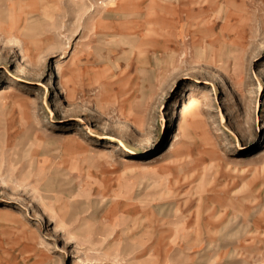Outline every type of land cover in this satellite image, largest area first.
I'll return each instance as SVG.
<instances>
[{"label": "rangeland", "instance_id": "rangeland-1", "mask_svg": "<svg viewBox=\"0 0 264 264\" xmlns=\"http://www.w3.org/2000/svg\"><path fill=\"white\" fill-rule=\"evenodd\" d=\"M33 7L0 27V264H264V0Z\"/></svg>", "mask_w": 264, "mask_h": 264}, {"label": "crops", "instance_id": "crops-1", "mask_svg": "<svg viewBox=\"0 0 264 264\" xmlns=\"http://www.w3.org/2000/svg\"><path fill=\"white\" fill-rule=\"evenodd\" d=\"M5 8L7 10H4ZM33 10H34L33 0H0V22L1 19L4 20V23H0V27H10L11 30L13 28L18 29L19 26L18 19H20L22 16H25L24 20L27 21L30 18L29 13L33 12ZM184 10H188V9H184ZM1 11L6 12L10 20H5L4 15ZM19 14H20V18H19ZM27 26H28V22H24L22 25V27H27Z\"/></svg>", "mask_w": 264, "mask_h": 264}, {"label": "bare ground", "instance_id": "bare-ground-1", "mask_svg": "<svg viewBox=\"0 0 264 264\" xmlns=\"http://www.w3.org/2000/svg\"><path fill=\"white\" fill-rule=\"evenodd\" d=\"M58 84H59V81H58ZM9 87L10 86H6V87H2V88H0V97H3L8 91H9ZM59 87L58 86H56V90L58 89ZM10 92V91H9ZM191 103V102H190ZM9 212V210L8 209H3V211L1 212V214H6V213H8Z\"/></svg>", "mask_w": 264, "mask_h": 264}]
</instances>
